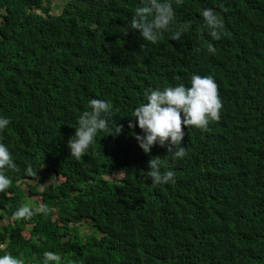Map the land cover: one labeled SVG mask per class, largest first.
Segmentation results:
<instances>
[{
    "label": "trees",
    "instance_id": "16d2710c",
    "mask_svg": "<svg viewBox=\"0 0 264 264\" xmlns=\"http://www.w3.org/2000/svg\"><path fill=\"white\" fill-rule=\"evenodd\" d=\"M58 1L0 0V116L10 120L0 142L16 165L0 193V256L22 264H41L45 251L61 264H264V0H183L175 19L190 27L155 44L131 28L140 0ZM205 8L223 20L218 40L203 26ZM193 74L214 77L220 119L206 131L182 125L184 158L172 160L167 146L144 153L131 115L145 90L189 86ZM93 98L113 105L108 130L76 159L67 141ZM157 156L175 184L151 183L148 162ZM114 172L119 180L105 179ZM32 196V208L44 204L50 214L13 220ZM80 221L90 236L72 233L69 223Z\"/></svg>",
    "mask_w": 264,
    "mask_h": 264
},
{
    "label": "clouds",
    "instance_id": "9594fccd",
    "mask_svg": "<svg viewBox=\"0 0 264 264\" xmlns=\"http://www.w3.org/2000/svg\"><path fill=\"white\" fill-rule=\"evenodd\" d=\"M183 0H140L134 9L131 28L138 30L144 41L157 43L163 39L165 32L171 34L172 40H179L190 27L189 23H178L175 19L173 5H180ZM200 15L203 26L213 40L223 35V20L213 8H205ZM128 28H121V33L127 35ZM199 51V49L197 50ZM206 51L214 54L216 49L212 43L206 45ZM144 102L134 108L132 117L136 118L138 127L143 135H136L138 146L144 153H149L154 145L167 146L172 160L184 158L186 147L182 146L185 127H195L206 131L211 121L220 119L222 102L218 86L213 76L193 74L189 86L184 83L165 86L163 88L147 89L144 92ZM90 111H84L78 119L75 134L67 141L70 155L80 159L86 154L101 131L108 130V117L113 111L110 101L90 99ZM10 123L6 117L0 116V131ZM129 127H132L130 122ZM121 126L115 125L112 134H119ZM11 153L6 144L0 142V193L5 192L11 185V178L6 170L15 169ZM148 177L153 184H175V173L164 170V161L153 157L148 162ZM31 173V167L26 168ZM52 210L44 204L33 209L28 203L19 206L12 214L13 220L30 219L37 213L49 215ZM0 264H22L21 260L11 253L0 256ZM41 264H61V256L52 251H45Z\"/></svg>",
    "mask_w": 264,
    "mask_h": 264
},
{
    "label": "rangeland",
    "instance_id": "374dc122",
    "mask_svg": "<svg viewBox=\"0 0 264 264\" xmlns=\"http://www.w3.org/2000/svg\"><path fill=\"white\" fill-rule=\"evenodd\" d=\"M53 3H60V4H62L58 0H54ZM55 12H58L59 13L60 12V9H56L55 7H53L52 8V14H55ZM120 178H121V175L120 174H117L116 172H114V173H112L110 175L105 176V179H108V180H119ZM27 183H28V185H34L35 184V182H33V181H28ZM56 183H60V180L59 179L55 180V184ZM44 184H46V183H44ZM23 187H24V184H23ZM42 189H43V185H41V187H39L38 192L40 193L42 191ZM37 200H39L38 197L32 196L30 198H26L25 201H24V203H28L31 207L35 208V207L38 206L37 203H34ZM6 224H7V221L6 220H3V221H1L0 226L6 225ZM69 225L71 226L72 233L80 236L81 238L90 236L94 232L91 227H89L88 225H86L82 221H80V222H74V223H69ZM29 227H30V225H26L25 230L22 232L23 236L26 237V238L29 236ZM3 248H4V245H0V250H2Z\"/></svg>",
    "mask_w": 264,
    "mask_h": 264
}]
</instances>
